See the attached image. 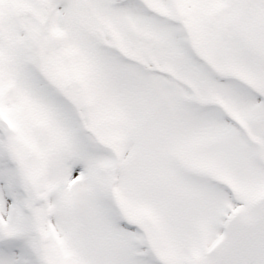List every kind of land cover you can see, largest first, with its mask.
I'll use <instances>...</instances> for the list:
<instances>
[{"label":"snow or ice","instance_id":"obj_1","mask_svg":"<svg viewBox=\"0 0 264 264\" xmlns=\"http://www.w3.org/2000/svg\"><path fill=\"white\" fill-rule=\"evenodd\" d=\"M0 264H264V0H0Z\"/></svg>","mask_w":264,"mask_h":264}]
</instances>
